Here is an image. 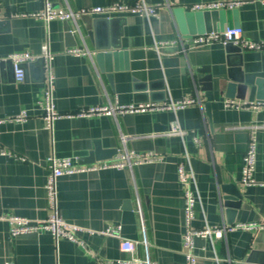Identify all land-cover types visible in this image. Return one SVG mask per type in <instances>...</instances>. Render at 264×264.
<instances>
[{"label": "crops", "instance_id": "crops-1", "mask_svg": "<svg viewBox=\"0 0 264 264\" xmlns=\"http://www.w3.org/2000/svg\"><path fill=\"white\" fill-rule=\"evenodd\" d=\"M53 8L79 11L112 3L135 5L139 0H47ZM157 8L149 22L136 14L84 16L45 23L44 0H0V211L42 221L49 214L44 190L49 155L73 158L79 166L115 162L124 153L152 154L153 163L108 168L63 176L57 181L60 217L67 223L99 232L120 225L121 237L136 242L133 255L152 264H186L182 187L177 168L189 165L199 202L193 225L211 227L256 224L250 230L222 234L213 245L194 240L196 264H264V110L225 108L217 79H242L235 103L257 100L255 82L264 79V51L227 52L224 45L183 49L174 9L212 1H240L237 8L242 38L264 43L262 0H143ZM72 34L73 38L70 36ZM154 42L162 43L158 51ZM54 55V104L63 117L52 132L43 128L38 102L44 94L43 63L24 69L14 79L8 60L15 53ZM86 49L89 55H66ZM208 67L214 100L207 114L206 91L197 70ZM221 89V87H220ZM191 101L176 110L75 117L81 109L111 105L164 106ZM25 110L24 123L10 121ZM176 119L183 136L169 133ZM256 139L253 186L241 184L243 157L250 136ZM239 194L238 209L224 200ZM81 245L55 241L47 232L12 237L0 221V264H111L126 257L120 240L80 232ZM217 257V261L214 259Z\"/></svg>", "mask_w": 264, "mask_h": 264}, {"label": "built area", "instance_id": "built-area-1", "mask_svg": "<svg viewBox=\"0 0 264 264\" xmlns=\"http://www.w3.org/2000/svg\"><path fill=\"white\" fill-rule=\"evenodd\" d=\"M264 5V0L261 1ZM242 5L240 1H212L206 3H198L189 7L192 12H211L226 9H237ZM128 12L136 14L147 22L151 18L157 16V8L147 5L143 0H139L135 5H125L121 3H112L104 6L92 7L90 9H82L79 11L55 9L47 0L43 2V9L40 13L31 15L33 18L41 19L45 23L52 20L59 21H72L76 22L84 16H105L110 17L116 13ZM162 43L154 42V49L158 51L159 45ZM216 44L227 45L231 44L244 51H264V43H257L247 41L242 38L241 30L239 28L225 29L223 32H211L202 35L193 36L188 45H183L184 50L197 47H209ZM66 55L73 57H81L89 55L86 49H68ZM38 59L42 60L44 68V94L43 99L38 102V106L42 112L43 128L45 131L52 132L55 121L62 118L54 104V83L55 77L53 73L54 55L47 49H44L39 57L33 56L28 53H15L10 55L8 60L12 63L14 79L17 82L23 81L24 70L22 65L32 63ZM191 104V101L172 102L170 101L164 106L156 105H105L99 107H91L88 109H81L75 114V117H104L123 115L127 113H144L155 110L167 109L174 114L176 110L184 108L186 105ZM225 108L234 109H262L264 110V101L255 103L238 104L232 100L225 101ZM28 118L25 110L14 116L10 121L16 123H24ZM169 133L175 134L179 137L183 136V132L179 128L176 119L170 125ZM3 153V152H0ZM160 159L152 154L135 155L134 153H124L115 162H103L96 165L79 166L73 158H59L55 155H49L45 159L47 168V175L45 180V194L47 208L49 214L42 221H32L23 217L14 215H6L0 211V221H4L9 226V234L12 237L28 234H38L42 232L49 233L52 238L57 241L58 239H65L69 242L81 245L82 243L77 239V234L86 232L90 234H100L103 236L114 237L120 240V250L126 254V257L117 261V264H152L148 260H142L133 255L136 242L126 240L121 237L120 225H114L99 232L85 230L81 227L65 222L59 214L57 202V181L59 178L67 175L77 173H92L108 168L122 169L132 165H139L144 163H153ZM188 169L184 164H179L177 168L178 182L182 187L183 197V217H184V233L182 236L183 247L185 249L186 264H196L197 256L194 252V240L196 238L207 239L213 245L215 239L221 238L222 234L232 232L235 230H250L257 228L256 224H236L224 227H211L204 219V226L196 228L193 225L195 218V207L199 202V194L196 187L195 176L189 165V159L186 156ZM256 165V139L253 135L250 136L247 143L246 151L243 157V166L241 169V184L244 186H253L255 181L252 178ZM217 261V257L214 256ZM97 264H111L108 261L99 260Z\"/></svg>", "mask_w": 264, "mask_h": 264}, {"label": "water", "instance_id": "water-1", "mask_svg": "<svg viewBox=\"0 0 264 264\" xmlns=\"http://www.w3.org/2000/svg\"><path fill=\"white\" fill-rule=\"evenodd\" d=\"M172 15L178 26V30L183 38L190 39L196 35L207 34L211 32H223L225 29L239 28V15L237 9H226L211 12H190L185 13L182 9H174ZM70 36L73 38L72 34ZM227 52H240L238 47H234L231 44L225 45ZM11 63V62H10ZM37 63H42L41 59L37 60ZM5 62H0V67L5 65ZM12 65V63H11ZM27 64L22 65L23 70ZM13 69V66H12ZM197 73L204 74L200 77L199 82H202V89L206 91L207 104L205 109L207 114L210 113V104L214 100L212 84V77L209 73L208 67H203L197 70ZM216 87L219 88L220 96L226 99L234 100L237 97V91L239 85H243L242 79H234L228 77V82L223 85L222 79H217ZM256 86V98L257 100H264V79H259L255 82ZM221 87V89H220ZM246 87L243 85L242 90L245 91ZM227 193L232 194L229 198L226 197L224 205L226 207L238 209L240 203V197L238 193L226 190Z\"/></svg>", "mask_w": 264, "mask_h": 264}]
</instances>
